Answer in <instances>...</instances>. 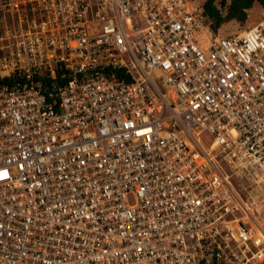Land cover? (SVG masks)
I'll return each instance as SVG.
<instances>
[{
    "label": "built area",
    "instance_id": "obj_1",
    "mask_svg": "<svg viewBox=\"0 0 264 264\" xmlns=\"http://www.w3.org/2000/svg\"><path fill=\"white\" fill-rule=\"evenodd\" d=\"M194 4L0 0V264H264V22Z\"/></svg>",
    "mask_w": 264,
    "mask_h": 264
},
{
    "label": "trees",
    "instance_id": "obj_2",
    "mask_svg": "<svg viewBox=\"0 0 264 264\" xmlns=\"http://www.w3.org/2000/svg\"><path fill=\"white\" fill-rule=\"evenodd\" d=\"M253 5L264 11V0H206L202 3L201 14L208 21L210 30L215 32L230 22H244Z\"/></svg>",
    "mask_w": 264,
    "mask_h": 264
},
{
    "label": "rangeland",
    "instance_id": "obj_3",
    "mask_svg": "<svg viewBox=\"0 0 264 264\" xmlns=\"http://www.w3.org/2000/svg\"><path fill=\"white\" fill-rule=\"evenodd\" d=\"M192 1L195 2L194 6L199 7L202 6V3L205 2L206 0H192ZM261 13L262 10L257 5H253L247 11V18L245 19L244 22L242 23L230 22L226 25L221 26L213 33L217 35L218 38H227L240 34L241 32L247 30L252 26H256L260 23H263L264 15H262ZM0 25L3 26V23ZM205 37H207V35Z\"/></svg>",
    "mask_w": 264,
    "mask_h": 264
},
{
    "label": "crops",
    "instance_id": "obj_4",
    "mask_svg": "<svg viewBox=\"0 0 264 264\" xmlns=\"http://www.w3.org/2000/svg\"><path fill=\"white\" fill-rule=\"evenodd\" d=\"M262 15H264V11H262V13H261Z\"/></svg>",
    "mask_w": 264,
    "mask_h": 264
}]
</instances>
